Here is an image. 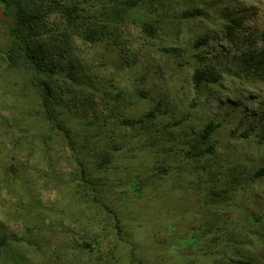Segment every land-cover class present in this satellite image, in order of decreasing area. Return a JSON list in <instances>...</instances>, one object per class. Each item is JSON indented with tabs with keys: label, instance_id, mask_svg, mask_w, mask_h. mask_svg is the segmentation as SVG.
Masks as SVG:
<instances>
[{
	"label": "rangeland",
	"instance_id": "obj_1",
	"mask_svg": "<svg viewBox=\"0 0 264 264\" xmlns=\"http://www.w3.org/2000/svg\"><path fill=\"white\" fill-rule=\"evenodd\" d=\"M9 2H0L3 48L14 21ZM194 8L203 15L182 16ZM228 13L243 23L232 35ZM156 19L158 38L125 23L127 58L107 42L74 39L70 60L86 79L66 78L67 92H59L55 105L76 114L75 140L88 165L100 144L123 147L113 151L110 166L92 172L114 184L104 200L125 223L123 241L113 234L111 214L79 184L81 166L43 114L31 71H13L0 56V238L6 239L0 264H97L98 254L112 252L117 261L110 264H264V177L255 176L264 166V69L261 75L248 70L242 57L264 51V0H164ZM161 45L184 54H167ZM204 65L219 79L196 87L193 69ZM18 80H28L21 92L9 84ZM156 106L157 127L180 124L152 135L119 124L122 116ZM210 122L218 125L208 141L215 153L198 157L207 145L189 152V139L200 138ZM22 124L44 131L25 138ZM139 177L142 195L126 189ZM103 228L95 251L84 250L81 241Z\"/></svg>",
	"mask_w": 264,
	"mask_h": 264
},
{
	"label": "trees",
	"instance_id": "obj_2",
	"mask_svg": "<svg viewBox=\"0 0 264 264\" xmlns=\"http://www.w3.org/2000/svg\"><path fill=\"white\" fill-rule=\"evenodd\" d=\"M19 1L20 3L17 0H11L14 21L10 29L9 44L6 48L0 47V56L6 60L7 66L13 71L21 72L24 68L31 71L30 81L40 90V107H42L43 114L53 128L60 131L67 139L68 145L75 152V157L81 166L79 184L84 188V191L91 195L92 202L98 203L111 214L113 234L117 241H123L126 235L125 223L118 210L112 208L104 200L108 194L112 193L111 189L114 184L104 181L109 180L107 176L101 180L92 174L94 169L104 170L110 166L114 161L115 152L113 151H121L123 147L119 146L112 151L111 147H105L104 143L100 144L97 151L101 152L94 154L91 163L88 165L89 161L82 159L85 156L81 153V145L78 144L77 146L75 140V138L77 139V129L74 125L76 114H73L69 109L62 108L60 103L58 107L55 105L56 100L60 102L59 99H61L59 92H67L68 87L64 86L66 78L74 84H80L86 79L77 70V68L81 70L80 64L75 65L70 60L71 52L75 49L73 47L74 39L91 45L107 42L114 50L117 49L121 53H125L126 57L128 50L123 37L125 23L132 21L139 24L145 36L158 38L159 27L156 12L164 0H27L24 3L23 0ZM6 3L10 5L9 0H6ZM202 15L203 11L199 8L187 10L182 14L186 18ZM226 15L230 21L226 26V31L232 35L235 29L241 27L243 23L231 16L230 13ZM45 36L47 38H44ZM206 41V38L200 39L195 46L202 45ZM159 49L174 56L184 54L183 49L175 45H161ZM145 56L148 58L150 54L147 53ZM242 57L248 70L259 75L262 74L264 69L263 50L260 52L244 51ZM61 59L66 60L68 64H62ZM125 65L128 66L127 63ZM218 79L217 71L211 66H196L193 69L192 81L196 87H200L202 83H216ZM55 81H59V85L56 86ZM12 83L21 92L22 85L27 86L28 80H18L9 84ZM139 93L143 98L148 97L147 92L140 91ZM160 113L161 107H151L138 117L122 116L119 124L133 128H148L150 135L153 134V131L162 132L180 124L179 122H169L157 127L156 123ZM217 127V124L210 122L204 126L203 131L199 134L200 138H195V140L190 138L189 143L192 144V148L189 152L199 149L202 145H207L200 150L198 157L213 155L215 148L213 145H208V141ZM35 128L28 126V124H22L18 130L22 137L28 138L34 135L38 137L44 130ZM12 134L18 140L19 135L15 132ZM255 176L264 177V166L257 170ZM142 183L143 180L139 177L138 180L129 181L126 189L131 190L136 195H142ZM119 185L122 184L119 183ZM164 198L161 196L160 203L163 202ZM99 224L100 220H98ZM102 231L95 232V236L91 239L82 240L81 247L90 252L95 251L97 244L106 236L105 231L107 230L103 228ZM88 233L94 234V232ZM5 244L6 239L0 238V246ZM135 256L137 257V254ZM111 260L117 261L114 252L109 255L101 253L97 256V264H104L106 261L107 264H110ZM89 264L94 263L90 261Z\"/></svg>",
	"mask_w": 264,
	"mask_h": 264
}]
</instances>
